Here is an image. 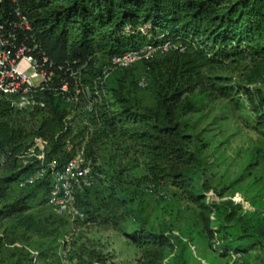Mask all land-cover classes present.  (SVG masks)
Returning a JSON list of instances; mask_svg holds the SVG:
<instances>
[{
  "label": "trees",
  "instance_id": "obj_1",
  "mask_svg": "<svg viewBox=\"0 0 264 264\" xmlns=\"http://www.w3.org/2000/svg\"><path fill=\"white\" fill-rule=\"evenodd\" d=\"M18 5L53 63L45 68L53 70L55 77L42 92L45 111L18 113L0 102V155L4 156L0 201L13 183L33 175L42 164L54 163L55 170L62 169L75 159V148L86 139L85 162L102 164L108 180L107 195L94 213L86 211L81 195L76 196L77 206L85 213L83 223L100 221L121 231L138 249V264H184L174 253L170 236L142 225H125L126 217L133 213L128 189L134 179L137 187L184 190L191 186L197 156L192 126L185 117L197 110L188 95L204 86V72L213 69L246 64L249 84L262 78L264 0H18ZM166 42L183 51L170 54L174 62L167 80L156 88L152 109L134 107L119 91L106 89L102 71H90L98 56L109 62L146 43L157 47ZM63 84L70 91H79L76 100L66 101L60 91ZM208 84L216 88L212 82ZM253 111L257 125L264 129L262 92H257ZM76 120L79 128L75 134ZM35 139L46 144L43 163L29 153ZM67 145L71 151L66 150ZM136 173L141 174L139 178ZM51 180L47 168L42 180L25 187L33 190L0 207V221H11L23 234L44 237L46 232L30 213L29 202L37 199V191L48 197ZM239 210L229 204L213 205L212 226H207L206 234L216 241L215 253L250 264L247 258L252 253L264 252V234H255L242 224ZM71 260L74 264H106L100 254L85 246Z\"/></svg>",
  "mask_w": 264,
  "mask_h": 264
},
{
  "label": "rangeland",
  "instance_id": "obj_2",
  "mask_svg": "<svg viewBox=\"0 0 264 264\" xmlns=\"http://www.w3.org/2000/svg\"><path fill=\"white\" fill-rule=\"evenodd\" d=\"M173 62L172 55H157L148 64L119 70L98 56L90 71H102L106 89L119 91L134 107L152 109L156 104V88L167 80ZM146 76L149 86L140 90L137 82ZM204 76V86L188 95L197 112L185 117L192 126L190 134L197 156L191 171V186L184 190L137 187L134 179L128 189L133 198V213L124 223L130 228L142 225L173 238L174 253L184 264H239L238 257H221L213 251L212 248H217L216 241L208 238L206 229L212 226L209 220H213V205L229 204L240 207L238 217L250 231L264 234V129L257 125L253 111L257 92L264 94V74L249 84L250 67L237 64L206 71ZM209 82L216 88H210ZM77 122L73 124L75 134L79 128ZM85 142L86 139L75 148L76 152L84 149ZM90 164L94 183L79 195L83 204H87L86 211L94 213L107 195L108 175L102 164ZM140 175L136 173L138 178ZM30 190L33 189L13 183L0 207ZM37 194V199L29 202L30 213L46 235L23 234L13 228L11 221H0L1 264H31L29 251L38 254L37 264H74L71 259L81 246L100 254L106 264H138V249L121 231L103 226L100 221L85 225L69 217H59L49 206L47 194L43 191ZM198 194L203 198H196ZM206 207L212 210L206 211ZM263 258L264 252L258 251L247 260L260 264Z\"/></svg>",
  "mask_w": 264,
  "mask_h": 264
},
{
  "label": "built area",
  "instance_id": "obj_3",
  "mask_svg": "<svg viewBox=\"0 0 264 264\" xmlns=\"http://www.w3.org/2000/svg\"><path fill=\"white\" fill-rule=\"evenodd\" d=\"M182 51L179 45L172 42L157 47L146 43L136 50L111 58L109 64L119 70H128L138 64L152 62L157 55L167 56ZM46 65L52 67L53 63L46 58L32 22L19 7L18 0H0V102H5L9 109L18 113L45 111L47 106L42 99V92L55 77L54 71L45 68ZM149 83L146 76L138 80L137 86L140 90H145ZM60 91L68 103L76 100L79 94L77 89L70 91L67 84H63ZM71 118L72 115L67 120ZM34 141L35 147L29 153L35 154L43 163L46 144L37 139ZM66 150L71 151V146L67 145ZM3 162L4 156L0 155V165ZM54 167V163L42 164L33 175L23 178L18 185L21 188L33 185L43 179L47 168L50 169L52 180L48 195L49 206L59 217L83 222L85 213L77 206L76 196L94 183L91 164L84 160V149L77 150L75 159L62 169L55 170ZM29 253L31 264H37L38 254L31 251Z\"/></svg>",
  "mask_w": 264,
  "mask_h": 264
}]
</instances>
